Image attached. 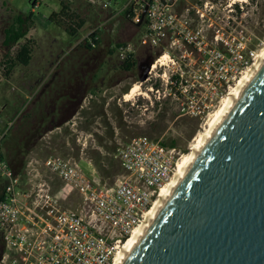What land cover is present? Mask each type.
Listing matches in <instances>:
<instances>
[{"label": "built area", "instance_id": "1", "mask_svg": "<svg viewBox=\"0 0 264 264\" xmlns=\"http://www.w3.org/2000/svg\"><path fill=\"white\" fill-rule=\"evenodd\" d=\"M261 1L129 0L125 19L140 30V46L156 55L144 81L152 83L142 95L152 94L157 103L171 97L180 115H211L258 57L239 26L247 7ZM96 31L86 43L95 46ZM111 50L120 61L135 54L125 42ZM116 156L124 174L113 186L100 185L91 163L33 158L16 172L0 157V264H113L182 158L177 147L147 136L132 137ZM41 164L59 187L45 178ZM73 197L75 208L68 206Z\"/></svg>", "mask_w": 264, "mask_h": 264}, {"label": "rangeland", "instance_id": "2", "mask_svg": "<svg viewBox=\"0 0 264 264\" xmlns=\"http://www.w3.org/2000/svg\"><path fill=\"white\" fill-rule=\"evenodd\" d=\"M35 1L36 4L33 0H0V139L8 134L0 143L5 157L19 152L24 146L20 140L27 141L33 127L50 111L56 119L61 118L60 127L44 134L27 153L28 160L42 162L50 156H60L83 167L91 163L98 172L100 185L113 186L124 174L116 156L118 148L132 137L147 136L167 144L175 142L182 162L229 94L211 110V115L203 118L180 115L171 97L157 103L152 94L143 96L152 81H140L144 72L140 66L148 59L152 64L156 55L140 46V30L125 19L123 9L129 0ZM62 1L86 21L76 37L68 34L66 23L49 21L53 12L60 11ZM31 14L34 23L27 38L34 42L33 59L29 66L17 65L10 76H5L3 63L18 47L10 49L4 45L5 29L11 26L16 15ZM244 19L243 26L239 27L259 56L264 50V0L256 9L248 6ZM96 29L100 45L88 50L86 38ZM119 42L130 43L135 48L137 65L130 72L122 71L120 59L109 54ZM256 61L245 69L241 79ZM95 74L99 77L93 80ZM135 85H139L141 94L126 100ZM53 86L55 93L44 101ZM80 98L79 109L71 116L69 112L76 108ZM60 107L62 114H58ZM54 109L56 112H52ZM50 118H46V124ZM66 118L69 120L62 123ZM40 169L45 178L59 187L58 179L42 164ZM78 203V198L73 197L68 206L75 208Z\"/></svg>", "mask_w": 264, "mask_h": 264}, {"label": "water", "instance_id": "3", "mask_svg": "<svg viewBox=\"0 0 264 264\" xmlns=\"http://www.w3.org/2000/svg\"><path fill=\"white\" fill-rule=\"evenodd\" d=\"M120 264H264V63Z\"/></svg>", "mask_w": 264, "mask_h": 264}, {"label": "trees", "instance_id": "4", "mask_svg": "<svg viewBox=\"0 0 264 264\" xmlns=\"http://www.w3.org/2000/svg\"><path fill=\"white\" fill-rule=\"evenodd\" d=\"M60 5H61L60 11L53 12L49 17V21L57 24L66 23L65 29L68 32V34L71 37H76L84 27L86 21L83 18H81L78 14L71 11L68 3L62 1L60 2ZM32 18H33L32 14L30 16L16 15L11 26L5 29V33H4L5 36L3 40L4 45L10 49L13 48L14 46H18L17 49L15 50L14 55L12 57L8 56L6 62L3 63L6 69L5 76H10L11 71L17 65L29 66L33 59L34 42L30 38H27V35L30 30V25L34 23L32 21ZM95 35L96 34L92 35L93 39ZM94 42H95V46H97L100 45L101 41L99 39L97 40L94 39ZM95 46L91 45L90 43H86V48L88 50H93ZM114 53L115 50L109 51V54L111 56L115 55ZM147 61L149 63L150 59H148ZM136 65H137V59L135 57V54L129 55L125 61H120V69L125 72L132 71L136 67ZM98 77L99 76L95 74L93 76V80L98 79ZM91 91L95 92L96 90L92 89ZM53 92L55 93L54 86L51 88L50 93L49 91H47L48 93L47 96L45 95L46 92L43 94V96L45 95L43 100L46 101L47 97H49V95H51V93ZM125 93H127V91ZM80 100L81 98L77 100V103L75 104L76 108H74V110L71 111V113L69 112V114H72L71 116H74L77 113L80 105ZM52 112H56L55 109ZM58 114H62L61 107L58 111ZM48 116L51 118L46 124V118ZM55 117L56 115L52 114L50 111L48 112L47 116L44 117L42 116L37 126H34L32 131L28 134L29 136L27 141L23 139L20 140V144H24V146L20 147L19 152L17 151L15 155L9 154V157L6 158L4 153L2 152V146L0 143V157L6 159L16 172H22L25 169V166L28 162L27 153H29V151L37 144V142L44 136L45 133H48L49 131L57 127H60L61 123L59 120L61 118L56 119ZM68 120L69 118H66L63 120L62 123L67 122ZM7 136L8 134H6L3 138H1L0 141L6 139ZM163 144L166 147L176 146L175 142H172L171 144H167V143H163ZM0 191L2 195L3 185L1 183H0ZM2 249H3V240H2V235H0V255L2 253Z\"/></svg>", "mask_w": 264, "mask_h": 264}, {"label": "bare ground", "instance_id": "5", "mask_svg": "<svg viewBox=\"0 0 264 264\" xmlns=\"http://www.w3.org/2000/svg\"><path fill=\"white\" fill-rule=\"evenodd\" d=\"M264 63V50L259 54L258 59L256 63L254 64L253 68L250 69L247 74L238 82L237 86L230 91L229 95L225 98L222 104V107L218 111L217 114H215L208 124V127L206 128L205 132L202 133L196 140V144L193 146V151L189 153L186 158L181 162L178 163L176 172L170 182L166 184L158 197V199L153 204L151 210L148 212L146 219L144 222L137 227V229L133 232V234L129 237L127 243L124 245L120 253L117 255L116 259L114 260L113 264H120L121 261L124 259L126 254L129 252V250L132 248L134 243L137 241V239L140 237V235L143 233L145 228L148 226V224L151 222V220L154 218V216L157 214L159 209L162 207V205L165 203V201L168 199L170 194L173 192L181 178L184 176L186 171L190 168L192 165L194 159L197 157L198 153L201 151V149L204 147V145L208 142V140L211 138L212 134L215 132V130L219 127V125L222 123V121L225 119L229 111L232 109L242 92L245 90V88L248 86V84L251 82L254 75L257 73V71L261 68V66ZM139 91V85H135L133 89H131L130 94H127L126 100H129L130 97L136 94H141Z\"/></svg>", "mask_w": 264, "mask_h": 264}]
</instances>
